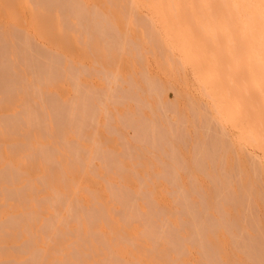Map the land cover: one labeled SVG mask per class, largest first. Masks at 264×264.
<instances>
[{
    "label": "rangeland",
    "instance_id": "374dc122",
    "mask_svg": "<svg viewBox=\"0 0 264 264\" xmlns=\"http://www.w3.org/2000/svg\"><path fill=\"white\" fill-rule=\"evenodd\" d=\"M7 1L0 0V71L6 70V75L7 70L10 71V77H6L5 72L1 75L12 79L8 83H15L14 86L10 84L11 90L19 84L17 76L23 80L19 81L21 83L16 88L19 91L17 94L6 86L8 83L5 78H0V86L3 88L0 87V112H3V118L0 113V119L4 120V126L1 127L0 124V171L6 173L4 177L7 180H12L6 183V179L0 175V219L5 222L1 229H6L0 230V264H28L33 259L31 255L34 252L36 256L40 253L41 257L42 251L41 258L32 256L35 259V263L33 260L32 263L40 264L36 261L43 259L41 264H59L60 261L61 264H69V261L70 264H264L263 148L237 138L234 127L218 117L215 104L211 101L213 99L209 98L208 92V95L205 94L206 88L202 84L203 89L195 77L188 59L182 57L178 48L166 45L161 28L159 29L160 23L156 22L152 12L150 14L151 10L133 5L125 7L128 0H119L118 6L124 2L120 10H117V4L116 8L114 6L117 0H112L114 5L111 0H82L86 2L85 8L80 7L84 5L81 1L77 4L78 0H71L74 4L70 0H58L61 4L66 3L63 11H68V14L70 11L80 12L75 13L76 15L62 13L70 16L68 19L60 16V9L57 8H62L63 4L61 6L57 2L59 7L55 6V0V3L50 2L55 4V10L54 6L48 4L50 10L53 8L55 13L58 10L56 15L51 11L53 17H56V20H51L55 22V28L49 21L52 16L48 19L49 14L44 17L45 13H42V20L47 17L44 21L50 23L52 28H48V23L43 21V24H36H46L47 27L45 25L43 28L48 30L41 27L37 31L39 27L33 23L34 16L30 15L39 13L32 9L37 5L39 8L41 3L33 7L31 2L27 4L28 0L25 1L27 6L24 1L18 0L15 3L19 5H13L16 7L15 11L10 0ZM36 2L35 0L34 3ZM6 4H10L12 10ZM103 5L105 6L102 7ZM48 6L44 9L50 13ZM68 6H77L81 11L76 7L74 12ZM13 11L18 12L20 17L17 14L14 16ZM82 11L84 12L81 13ZM86 13H90V16ZM57 14L59 18L64 17V26L60 25L63 21ZM40 15L35 17L41 18ZM89 19L90 22L92 19L93 21L87 24ZM30 20H33L32 28ZM83 24L85 28L89 25L88 30ZM91 24L95 28L89 30L92 28ZM155 26L157 30L154 29ZM149 28L156 31L151 32ZM9 31L15 37L19 33L16 31H20L22 37H17L19 41L26 34L24 36L30 41V46L24 42L26 38L23 42L28 49L22 47L23 42L20 43L17 38L14 41V34L10 35ZM61 31L65 33L61 34ZM157 31H160L159 34H156ZM67 34L69 35L65 36ZM155 35H159L161 39ZM29 38L31 39L28 40ZM17 41L20 44L18 46ZM118 44H123L119 45V48H123L120 51L116 48ZM12 47L21 48L16 49L20 54L16 56L17 52ZM111 51L119 55L115 53L114 58ZM104 53L107 57L102 55ZM34 54L39 56L38 59L33 58H37ZM223 57L227 59L226 56ZM225 65L221 69L231 75L234 64H230V73L227 71L228 64L227 67ZM10 66L14 70L11 71ZM164 70L171 72L165 73ZM236 70L240 77L241 71ZM45 74H48L47 81ZM49 77L54 79L50 80ZM229 77L231 76L227 79ZM233 77L236 78L234 74ZM231 78L228 79L229 82ZM226 80L222 82H227ZM23 82H26L24 88L21 85ZM232 84L231 81L229 87ZM239 84L237 85L241 87L242 84ZM233 90L232 94L229 93L231 96L227 97L229 104L239 101L237 92ZM14 93L15 100L12 97ZM9 97L13 98L12 101ZM24 113L28 116L32 113V119ZM5 115L11 118L8 129ZM13 117H16L14 120L17 122L13 121ZM27 120L32 124L27 125ZM11 128L14 129L13 132L10 131ZM59 133L61 134L58 135ZM57 135L60 136L59 139ZM19 142L21 143L18 144ZM45 154L46 157L49 156L48 159L44 158ZM13 176H16L15 181L18 177L17 182L13 181ZM57 219L60 221L54 228L53 225L48 226L55 224ZM6 223H9L8 227ZM90 243L94 248H91ZM66 257L68 262H64Z\"/></svg>",
    "mask_w": 264,
    "mask_h": 264
},
{
    "label": "bare ground",
    "instance_id": "6f19581e",
    "mask_svg": "<svg viewBox=\"0 0 264 264\" xmlns=\"http://www.w3.org/2000/svg\"><path fill=\"white\" fill-rule=\"evenodd\" d=\"M4 1V0H3ZM7 1V0H6ZM18 0H10L9 1V3L12 5V7H13V5H15L16 3L15 2H17ZM22 1H24V4H25V1L26 0H22ZM33 0H28V2H27V4H29L30 2H31V4H32V6L34 5V6H36L37 4H39V3H41V4H39V8H37V6L36 7H34L32 10H33V12H39V13H36L35 15L33 14V15H30L31 17H33L32 19L34 20H30L31 22H30V24L32 23V21H33V23H35V25L37 26V27H39V29H37V31L38 30H40V28L42 27V29H44V30H48V29H46V28H43L48 22H45L44 20L47 18H44L45 16H47V14H49L48 15V19H50L51 18V16H52V18L49 20V21H51V20H56V17H53V15L55 14L56 15V13H57V11H56V13H55V6H58V4L59 5H61L62 6V4H63V9L62 8H60L59 6V8H57V9H60L59 11H60V16L61 15H63L64 14V12H68V11H63V10H65L66 8H64V4H66V3H59V1L57 0L56 1V4H57V2H58V4L57 5H53V3H55V0H48V2H44L43 3V1L44 0H41L42 2H40V0H36L37 2H36V4L34 3L35 2V0H34V2H32ZM54 1V2H53ZM63 1V0H62ZM61 1V2H62ZM68 2H69V0H67ZM73 1V0H72ZM71 0H70V2H72ZM80 1H81V4H84L83 6L81 5L80 7L81 8H85V3L86 2H82V0H78L77 1V4H78V2L80 3ZM86 1H88V0H86ZM112 1V0H111ZM120 1H123V0H120ZM120 1L119 0H117V2H119V3H117L115 0H114V2H116L115 3V5H114V2L112 3L114 6H115V8L118 6V4H120ZM126 0H124V2H125ZM129 2H130V4H129V2H125V4L126 3H128V4H126V6L125 7H130V6H128V5H133V6H135L136 8L138 7H142V8H148L149 10H151V11H149L150 12V14H151V12H152V15H153V17L157 20H155L158 24H159V29L161 28V32H162V34L160 33V36L162 35L163 36V38L166 40V42H165V40H164V42L165 43H167L166 45L168 46V45H170L171 46V48L173 47L174 49L175 48H178L177 50L179 51V52H181V55H182V57H186L188 60H187V62H189V64H191L192 65V68H193V71H194V74H195V77H197V80H199V82L201 83V86H202V84L204 85V88H206V92H205V94H207V92H208V94H209V98H211V99H213V100H211L212 101V104H215V108H216V110H215V112H216V114H217V112H218V114L220 115H218V117H220L224 122L225 121H227L228 123H230L231 124V126H233L234 127V129H235V134H237L236 136H237V138H239L240 140H245V141H248V142H250V143H252V144H256L258 147H259V145H261V148H263V151H264V0H128ZM50 2H53V3H50ZM66 2V1H65ZM68 2H67V4H68ZM76 2V1H75ZM104 2H105V0H104ZM124 2L122 3V4H124ZM6 3H8V1L6 2ZM15 3V4H14ZM45 4V5H43V4ZM107 3V2H106ZM105 3V4H106ZM10 4H6V7L7 6H9ZM48 4H49V6H54L53 8H54V10H53V8L50 10L49 8V6H48ZM71 4V3H70ZM72 4H74V2H72ZM104 4V3H103ZM116 4H117V6H116ZM122 4L120 5V6H118L117 7V10H120L119 8L122 6ZM10 5V6H11ZM18 5H19V3H18ZM17 4L15 5V6H18ZM26 5V4H25ZM42 5V6H41ZM93 5H95L94 3H93ZM9 6V8H10V10H12L11 9V7ZM27 6V5H26ZM25 6V7H26ZM46 6H48V9L50 10V13H47L46 12V10L44 9V7H46ZM67 6V5H66ZM69 6H72V5H69ZM68 6V7H69ZM97 6V5H96ZM105 5H103L102 7H104ZM123 6V7H124ZM42 7H43V9H44V12H41L43 9H42ZM77 7V6H76ZM76 7H74L73 6V8L72 7H69V8H72L73 9V11L75 12L76 11V9L74 10V8H76ZM89 7V6H88ZM113 7V6H112ZM111 7V8H112ZM124 7V8H125ZM14 8V7H13ZM19 8V7H18ZM42 9L41 11L39 10V9ZM78 8V7H77ZM81 8H78L77 10H79L80 9V11H81ZM87 8V7H86ZM99 8V7H98ZM97 8V9H98ZM114 8V7H113ZM112 8V9H113ZM123 8V9H124ZM132 8H134V7H132ZM181 8H182V10H181ZM183 8H186L185 10L183 9ZM16 9V7L14 8V10ZM20 9V8H19ZM18 9V10H19ZM61 9H62V11H61ZM72 9H69V11L70 10H72ZM94 9H95V7H94ZM122 9V8H121ZM35 10V11H34ZM37 10V11H36ZM54 12H53V11ZM87 10V9H86ZM86 10H84V11H86ZM113 10H115V9H113ZM15 11H17V10H15ZM15 11H13L14 12V16H15V14H17L18 12H15ZM51 11L54 13H51ZM84 11H82L81 13H83ZM122 11V10H121ZM183 11V12H182ZM11 12V11H10ZM72 11H70V13L68 14V15H72V14H74V15H76V14H80V12L79 11H77V12H75V13H71ZM97 12V11H96ZM103 12V11H102ZM110 12V11H109ZM125 12V11H124ZM133 12V11H132ZM131 12V13H132ZM42 13H45L44 14V17H43V20H42ZM63 13V14H62ZM119 13H121L120 11H119ZM130 13V12H129ZM130 13V14H131ZM13 14V13H12ZM19 14H20V12H19ZM32 14V13H31ZM40 15V17L41 18H38V17H35V16H39ZM59 14H57L58 15V18L60 17L59 16ZM67 14H65V15H63V16H65V18H70V16L69 17H67L68 15ZM87 15H88V17L90 16L88 13H86ZM92 14V13H91ZM95 14V13H94ZM98 14V13H97ZM96 14V15H97ZM104 14V13H103ZM102 14V15H103ZM110 14H112V12L110 13ZM125 14V13H124ZM127 14V13H126ZM125 14V15H126ZM137 14V13H136ZM82 16H83V14H81ZM86 15V16H87ZM141 15V14H140ZM13 16V15H12ZM17 17L19 16L18 14L16 15ZM62 16V17H63ZM120 16V15H119ZM127 16V15H126ZM135 16V15H134ZM16 17V18H17ZM20 17V16H19ZM31 17H30V19H31ZM59 18L60 20L62 19V21H63V18ZM76 17V16H75ZM78 17V16H77ZM81 17V16H80ZM88 17H86V18H88ZM99 17V16H98ZM106 17V16H105ZM128 17H130V16H128ZM140 17V16H139ZM38 18V19H37ZM90 18H93V17H90ZM94 18H95V16H94ZM127 18V17H126ZM137 18V17H136ZM153 18V19H154ZM14 19V18H13ZM35 19H37V20H35ZM39 19H40V21H39ZM84 19V18H83ZM82 19V20H83ZM42 20V21H41ZM59 20V24H60V21ZM65 20V22L67 23V21H66V19H64ZM78 20V19H77ZM77 20H75L74 22H76ZM90 20L91 19H89V20H87V24H89V23H91L92 21H93V19H92V21L90 22ZM132 20V19H131ZM130 20V21H131ZM134 20H135V18H134ZM138 20H139V18H138ZM36 21V22H35ZM37 21H39V22H37ZM43 21L46 23V24H44L43 26H38V25H40V23H42L43 24ZM71 22H73L72 20H70ZM71 22H69V23H71ZM110 22V21H109ZM137 22V21H136ZM136 22H135V24H136ZM12 23V22H11ZM32 23V25H30L31 27L30 28H32V27H34L33 24ZM38 25H37V24ZM52 25L51 26H53L54 25V23L55 22H53V21H51L50 22ZM50 23H48V28H52V27H50ZM77 24H80V23H78V22H76ZM132 23V22H131ZM134 23V22H133ZM68 24V23H67ZM74 24V23H73ZM85 24V23H84ZM84 24H83V26H84ZM112 24L114 25V22H112ZM128 24V23H127ZM127 24H125V26L127 25ZM134 24V25H135ZM156 24V23H155ZM61 26L63 25H65L64 24V21L63 22H61V24H60ZM92 25V24H91ZM91 25H90V27H91ZM9 26V25H8ZM15 27H16V24L14 25ZM68 26H69V24H68ZM71 26V25H70ZM98 26V25H97ZM13 27V26H12ZM36 27V28H37ZM46 27H47V25H46ZM60 27V26H59ZM72 27V26H71ZM74 27V26H73ZM81 27V26H80ZM99 27V26H98ZM116 27V26H115ZM114 27V28H115ZM4 28V27H3ZM35 28V29H36ZM53 28H55V26H53ZM61 28H63V27H61ZM76 28L78 29L79 27H77L76 26ZM75 28V29H76ZM84 28H85V26H84ZM87 28H89V25L85 28V29H87ZM93 28H95V26H94V24L92 25V28H90L89 30H91V29H93ZM104 28V27H103ZM126 28V27H125ZM145 28V27H144ZM147 28V27H146ZM1 29V28H0ZM34 29V30H35ZM42 29H41V31L40 32H42ZM67 29V28H66ZM68 29H69V27H68ZM85 29H84V31H85ZM101 29V28H100ZM118 29V28H117ZM150 29V28H149ZM154 29H156V26H155V28ZM158 29V30H159ZM7 30V29H6ZM5 30V31H6ZM17 30V29H16ZM52 30V29H51ZM51 30H50V32L49 33H51ZM60 30H62V29H60ZM65 30V29H64ZM88 30V29H87ZM99 30V29H98ZM97 30V31H98ZM111 30V29H110ZM116 30V29H115ZM139 30V29H138ZM151 30V29H150ZM153 30V29H152ZM152 30H151V32H152ZM157 30V29H156ZM156 30H153V31H156ZM23 31V30H22ZM66 31V30H65ZM70 30H68V32H69ZM74 32L76 31V30H73ZM96 31V30H95ZM94 31V32H95ZM96 31V32H97ZM100 32L101 31H103V29L102 30H99ZM137 31V30H136ZM140 31V30H139ZM142 31H144V30H142ZM13 32H14V30H13ZM17 32H19V33H17ZM24 32V31H23ZM36 32V31H35ZM44 32H46V31H44ZM73 32V33H74ZM76 32H78V31H76ZM75 32V33H76ZM96 32L94 33V34H96ZM108 32V31H107ZM118 33H120L119 32V30L117 31ZM128 32V31H127ZM151 32H150V34H151ZM160 32V31H159ZM159 32L157 31V33L156 34H159ZM1 33V32H0ZM9 33H10V35H11V33L12 32H10L9 31ZM16 33L19 35H17V37H19V39H21L20 37H22V36H20V31H16ZM37 33H39V32H37ZM64 34L65 32H62L61 31V34ZM74 33V34H75ZM85 33V32H84ZM89 33V32H88ZM103 33V32H102ZM122 33H123V31H122ZM139 33H141V32H139ZM12 34H14V33H12ZM79 34V33H78ZM87 34V33H86ZM99 34V33H98ZM107 34V33H106ZM111 34V33H110ZM109 34V35H110ZM116 34V33H115ZM128 34H129V32H128ZM136 34V33H135ZM153 34V33H152ZM2 35V34H1ZM24 35H26V34H24ZM23 35V38H22V41L20 40L19 41V39L17 38V37H15L16 35L14 34L12 37H13V40L14 41H16L17 39H18V41L21 43V42H23L24 40V42H27V45H29L30 44V41L28 42L27 41V37L26 36H24ZM37 35V34H36ZM39 35V34H38ZM69 34H67V35H65V36H68ZM76 35V34H75ZM83 35V34H82ZM81 35V36H82ZM90 35V34H89ZM88 35V36H89ZM145 35V34H144ZM39 36H41V35H39ZM64 36V35H63ZM101 36H102V34H101ZM107 36H108V34H107ZM150 36V35H149ZM156 36V35H155ZM158 37H160L159 35H157ZM156 36V37H157ZM9 37V36H8ZM38 37V36H37ZM42 37V36H41ZM98 37V36H97ZM100 37V36H99ZM109 37V36H108ZM116 37H118L117 35H116ZM115 37V38H116ZM124 37H125V35H124ZM123 37V38H124ZM128 37V36H127ZM130 37V36H129ZM137 38H138V36H136ZM146 37V36H145ZM17 38V39H16ZM24 38H26V39H24ZM32 38V37H31ZM31 38H29L28 40H30ZM67 38V37H66ZM89 38H91V37H89ZM113 38V37H112ZM136 38V39H137ZM151 38V37H150ZM163 38H162V40H163ZM24 39V40H23ZM77 39V38H76ZM93 39V38H92ZM97 40H100L99 38H96ZM96 39L94 40V41H96ZM102 39V38H101ZM106 39V38H105ZM117 39V38H116ZM119 39V38H118ZM122 39V38H121ZM127 39V38H126ZM130 39V38H129ZM155 39V38H154ZM158 39V38H157ZM159 39H161V37L159 38ZM158 39V40H159ZM220 39H221V41H220ZM67 40V39H66ZM80 40V39H79ZM89 40V39H88ZM112 40H114V39H112ZM141 40H143V39H141ZM224 42H223V41ZM18 41L16 42V46H18V45H20L19 43H18ZM49 41V40H48ZM55 41V40H54ZM85 41V40H84ZM92 41V40H91ZM106 41H107V39H106ZM109 41V40H108ZM120 41V40H119ZM219 41V42H218ZM4 42V41H3ZM2 42V43H3ZM21 43V45H22V47L24 46V48L25 49H28V48H26L27 47V45H26V43ZM35 42V41H34ZM66 42H68V40L66 41ZM88 42V41H87ZM115 43H117L116 41H114ZM121 42L123 43V41L121 40ZM162 42V41H161ZM163 42V44H165ZM15 43V42H14ZM29 43V44H28ZM31 43H33V41L31 42ZM37 43V42H36ZM81 43V42H80ZM96 43L98 44V41H96ZM118 43H120V42H118ZM209 43H211V44H209ZM222 43V44H221ZM5 44H6V42H5ZM57 44V43H56ZM83 44V43H82ZM88 44V43H87ZM90 44V43H89ZM92 45H94L93 43H91ZM107 44H108V42H107ZM114 44V43H113ZM162 44V43H161ZM10 45V44H9ZM39 45H41V44H39ZM86 45V44H85ZM119 45L120 46H122L123 44H118V47H116L117 48V50H118V48H119ZM126 45V44H125ZM166 45H162V46H165V47H167ZM15 46V44H14V47H16ZM26 46V47H25ZM30 46V45H29ZM81 46H83V45H81ZM94 46H97V45H94ZM170 46H168L169 48H170ZM221 46V47H220ZM19 47H21V46H19ZM18 47V48H19ZM90 47H92L93 49L95 48V47H93V46H90ZM105 47V46H104ZM104 47H103V49H104ZM107 47V46H106ZM7 48V47H6ZM5 48V49H6ZM18 48H13L12 47V50L14 49V51L17 49L18 50ZM31 48V47H30ZM36 48V47H35ZM58 48V47H57ZM108 48V47H107ZM110 48V47H109ZM112 48V47H111ZM110 48V49H111ZM115 48V49H116ZM120 48H122V47H120ZM120 48H119V51H120ZM209 48V49H208ZM9 49V48H8ZM19 49H21V48H19ZM37 49V48H36ZM41 49V48H40ZM123 49V48H122ZM165 49V48H164ZM167 50H168V48H166ZM10 50V49H9ZM8 50V51H9ZM11 50V51H12ZM15 51V52H17V54L15 53V55L17 56L18 55V51ZM23 51H24V49H22ZM46 50V49H45ZM44 50V51H45ZM87 50V49H86ZM90 50V49H89ZM167 50H165V51H167ZM2 51V50H1ZM10 51V52H11ZM13 51V52H14ZM20 51V50H19ZM49 51V50H48ZM110 50H108V52H109ZM113 52H114V49L112 50ZM111 51V52H112ZM32 52H34L35 53V51H32ZM38 52V51H37ZM60 52V51H59ZM91 52V51H90ZM104 52V51H103ZM106 52H107V49H106ZM105 52V53H106ZM112 52V54H114V58H116L115 57V55L117 54V52H115V53H113ZM4 53V52H3ZM7 53V52H6ZM71 53V52H70ZM105 53L104 54H102V55H105ZM167 53V56L169 55L168 54V52H166ZM165 53V54H166ZM183 53V54H182ZM20 54V53H19ZM22 54V53H21ZM30 54V53H29ZM28 54V55H29ZM58 54H60V53H58ZM72 54V53H71ZM111 53H109V55H110ZM223 54V55H222ZM226 54V55H225ZM13 55V54H12ZM23 55V54H22ZM32 55V54H31ZM35 55V54H34ZM57 55V54H56ZM61 55V54H60ZM117 55H119V54H117ZM5 56V55H4ZM7 56V55H6ZM30 56V55H29ZM35 56H37V55H35ZM73 56V55H72ZM106 56V55H105ZM166 56V55H165ZM221 56H222V59L223 60H221ZM223 56H226L227 57V59L225 58V57H223ZM1 57H3V56H1ZM25 57H27V54H26V56ZM32 57V56H31ZM38 57L39 56H37V58L36 57H33L34 59H38ZM42 57V56H41ZM45 57V56H44ZM43 57V58H44ZM49 57V56H48ZM51 57H52V55H51ZM51 57H50V59H51ZM107 57V56H106ZM106 57L104 58V59H106ZM108 57H110V56H108ZM9 58H12V57H9ZM29 58V57H28ZM32 58V59H33ZM56 58H58V57H56ZM62 58V57H61ZM112 58V57H111ZM186 58H184L185 60H186ZM228 58H230V59H228ZM1 59V58H0ZM6 59V58H5ZM18 59V58H17ZM22 59V58H21ZM30 59V58H29ZM40 59V58H39ZM42 59V58H41ZM69 59V58H68ZM110 59V58H109ZM119 59V58H118ZM183 59V58H182ZM183 59V60H184ZM10 60V59H9ZM52 60V59H51ZM63 60V59H62ZM226 60V61H225ZM24 61V60H23ZM46 61H48V59L46 60ZM55 61V60H54ZM64 61V60H63ZM72 61V60H71ZM115 61V60H114ZM134 61V60H133ZM222 61V62H221ZM228 61H231L230 63L228 62ZM233 61V62H232ZM5 62V61H4ZM184 62V61H183ZM186 62V61H185ZM228 64V68L229 67H231L232 68V66L230 65L231 63H232V65H233V71L231 70V68H229V70L227 69V71L229 72L230 70L232 71L231 73V75H228V74H226V71L225 70H222L221 69V67H222V65L224 66L226 63ZM6 63H8V62H6ZM10 63V62H9ZM20 63V62H19ZM24 63V62H23ZM26 63V62H25ZM29 63H31V62H29ZM34 63H36V61L34 62ZM42 63V62H41ZM58 63H59V61H58ZM118 63V62H117ZM129 63H131V61L129 62ZM165 63V62H164ZM2 64V63H1ZM5 64V63H4ZM45 64V63H44ZM71 64V63H70ZM79 64V63H78ZM113 64V63H112ZM168 64V63H167ZM226 64V65H227ZM6 65V64H5ZM13 65V64H12ZM27 65H29V64H27ZM27 65H25V66H27ZM50 65H51V62H50ZM60 65V64H59ZM74 65V64H73ZM85 65V64H84ZM169 65V64H168ZM225 65V67H227ZM1 66V65H0ZM41 66V65H40ZM61 66V65H60ZM62 66H63V64H62ZM72 66V65H71ZM79 66V65H78ZM130 66V65H129ZM235 66H237V67H235ZM3 67V66H2ZM7 67V66H6ZM12 66H10V70L12 71V70H14L13 69V67L11 68ZM17 67V66H16ZM50 67V66H49ZM49 67H48V69H49ZM53 67V66H52ZM74 67H76V66H74ZM133 67V66H132ZM165 67V66H164ZM28 68V67H27ZM42 68V67H41ZM66 68V67H65ZM84 68V67H83ZM120 68V67H119ZM168 68V67H167ZM34 69V68H33ZM38 69H39V67H38ZM59 69V68H58ZM85 69V68H84ZM121 69V68H120ZM128 69V68H127ZM221 69V70H220ZM236 69H239L240 71H241V75H240V77L238 76V71L236 70ZM4 70V69H3ZM20 70V69H19ZM43 70V69H42ZM46 70V69H45ZM75 70V69H74ZM119 70V69H118ZM165 70H166V68H165ZM165 70H164V72H165ZM6 70H4V72H5ZM16 71V70H15ZM51 71V70H50ZM59 71V70H58ZM68 71H69V69H68ZM129 71V70H128ZM168 72H165V73H170L169 72V70H167ZM224 71H225V73H224ZM4 72H1L0 71V75H1V73H4ZM10 72V71H9ZM9 72H8V70H7V75L10 77V75H9ZM26 72H27V69H26ZM36 72V71H35ZM44 72V71H43ZM46 72H47V70H46ZM49 72V71H48ZM72 72H74V71H72ZM236 72H237V75H236ZM15 73V72H14ZM34 73V72H33ZM40 73H42V72H40ZM40 73H37V74H40ZM49 73H51V72H49ZM48 73V74H49ZM230 73V72H229ZM13 74V73H12ZM36 74V75H37ZM43 74V73H42ZM48 74L46 75L45 74V78H46V76H48ZM64 74V73H63ZM67 74H69V73H67ZM77 74V73H76ZM76 74H73V75H76ZM80 74V73H79ZM84 74H85V72H84ZM119 74V73H118ZM223 74V77L221 76V75ZM224 74H226V75H224ZM233 74H234V76H236V78L237 77H239V79L238 80H236V78H234L233 77ZM5 75H6V72H5ZM7 75H6V77H7ZM19 75V74H18ZM72 75V76H73ZM86 75V74H85ZM87 75H88V73H87ZM2 76V75H1ZM14 76V75H13ZM17 76V75H16ZM15 76V77H16ZM38 76V75H37ZM49 76H51V75H49ZM55 76V75H54ZM60 76V75H59ZM64 76V75H63ZM69 76V75H68ZM82 76V75H81ZM224 76H226V78H224ZM228 76H231V77H229V78H231V80H230V82L228 81V79H227V77ZM6 77H4V76H2V77H0V78H2V79H6V83H8V82H10L12 79H8V78H6ZM57 77V76H56ZM73 77H75V76H73ZM77 77V76H76ZM220 77H221V79H220ZM13 78V77H12ZM17 78H19L20 80L22 79L21 77H19V76H17ZM39 78V77H38ZM41 78V77H40ZM50 78V77H49ZM48 78V79H49ZM53 79H54V77H52ZM52 78H50V80H52ZM243 78V79H242ZM18 79V80H19ZM27 79V78H26ZM26 79H25V81H26ZM62 79V78H61ZM60 79V80H61ZM227 79V80H226ZM233 79H234V82H233ZM242 79V80H241ZM1 80V79H0ZM7 80H9V81H7ZM15 80V79H14ZM17 80V79H16ZM19 80V81H20ZM23 80V79H22ZM21 80V81H22ZM33 80V79H32ZM30 81V82H33V81ZM222 80L223 81H227V82H222ZM238 81L239 83H241L242 85H241V87L240 86H238V85H240L239 83H237L236 81ZM3 81V80H2ZM18 81V83L20 84L21 82H19ZM37 82H38V80H36ZM45 81H47V78H46V80ZM55 81V80H54ZM57 81V80H56ZM62 81V80H61ZM76 81V80H75ZM231 81H232V85H231V87H229L230 85H229V83L231 84ZM4 82V81H3ZM16 82V84H18L17 83V81H15ZM43 82H44V80H43ZM52 82V81H51ZM222 82V83H221ZM229 82V83H228ZM236 82V83H235ZM6 83H4V84H6ZM12 83V82H11ZM11 83H8V85L6 84V86L9 88L10 87V90H11V85H15V83L13 82L12 84ZM26 82H23V84H21L22 86L25 84ZM48 83H49V81H48ZM224 83V84H223ZM227 83V85H225ZM11 84V85H10ZM16 85L15 87L16 88H18L20 85ZM234 84H236V85H234ZM238 84V85H237ZM0 85H2L1 83H0ZM32 85V84H31ZM39 85V84H38ZM44 85H45V83H44ZM49 85V84H48ZM53 85V84H52ZM234 85V87H232ZM5 85H3V87H4ZM18 86V87H17ZM22 86H21V88H22ZM1 87V86H0ZM6 87V88H7ZM32 87V86H31ZM30 87V88H31ZM37 87V86H36ZM35 87V88H36ZM55 87H56V85H55ZM236 87V88H235ZM6 88H4V89H6ZM16 88H12V90L11 91H16ZM20 88V89H21ZM23 88H24V86H23ZM38 88V87H37ZM36 88V89H37ZM43 88V87H42ZM202 88H203V86H202ZM203 88V89H204ZM231 88V89H230ZM1 89H3L2 87H1ZM27 89H29V88H27ZM233 89H235V91L237 92V98H238V103L237 102H234V104H232L231 102H230V104L228 103V96L230 97L231 95L230 94H232L233 92H234V90ZM239 89V91H237V90ZM241 89V90H240ZM24 90V89H23ZM231 91H233V92H231ZM3 92H4V90H3ZM8 92H10L9 91V89H8ZM17 92V91H16ZM19 92V91H18ZM18 92H17V94H18ZM21 92V91H20ZM35 92V91H34ZM38 92V91H37ZM41 92V91H40ZM254 92V93H253ZM7 93V92H6ZM11 93V92H10ZM13 93V92H12ZM230 93V94H229ZM15 94V93H14ZM207 94V95H208ZM239 94V95H238ZM13 95V94H12ZM38 95V94H37ZM14 96H16V94L15 95H13L12 97L14 98ZM30 96V95H29ZM55 96H57V95H55ZM211 96V97H210ZM11 97V96H10ZM9 97V99L12 101V99L13 98H10ZM25 97V96H24ZM35 97V96H34ZM39 97V96H38ZM237 98H236V100H237ZM8 99V100H9ZM57 99V98H56ZM1 100V99H0ZM9 100V101H10ZM14 100H15V98H14ZM42 100V99H41ZM8 101V102H9ZM56 101V100H55ZM60 101V100H59ZM67 101V100H66ZM3 102H5L4 100H3ZM14 102V101H13ZM54 102V101H53ZM214 102V103H213ZM10 103V102H9ZM21 103V102H20ZM28 103V102H27ZM50 103V102H49ZM85 103V102H84ZM83 103V104H84ZM228 103V104H227ZM11 104V103H10ZM23 104V103H22ZM30 104V103H29ZM234 105L233 107H231L232 105ZM17 105V104H16ZM24 105V104H23ZM53 105H54V103H53ZM59 105V104H58ZM231 105V106H230ZM20 106V105H19ZM62 106V105H61ZM60 106V107H61ZM73 106V105H72ZM83 106V105H82ZM229 106V107H228ZM49 107V106H48ZM69 107V106H68ZM213 107H214V105H213ZM231 107V108H230ZM31 108V107H30ZM56 108V107H55ZM62 108V107H61ZM65 108H67V107H65ZM70 108V107H69ZM85 108V107H84ZM22 109V108H21ZM32 109V108H31ZM58 109V108H57ZM81 109H83V108H81ZM25 110V109H24ZM50 110V109H49ZM69 110V109H68ZM74 110V109H73ZM80 110V109H79ZM84 110V109H83ZM87 110V109H86ZM58 111V110H57ZM85 111V110H84ZM5 112V111H4ZM31 112H33V111H31ZM1 113V112H0ZM8 113V112H7ZM6 113V114H7ZM26 113V112H25ZM24 113V114H25ZM50 113H51V111H50ZM66 113V112H65ZM74 113V112H73ZM77 113V112H76ZM81 113V112H80ZM87 113V112H86ZM17 114V113H16ZM66 114H68V113H66ZM72 114V113H71ZM84 114V113H83ZM1 115H2V118H3V112L1 113ZM25 115H27V114H25ZM31 115H32V113H31ZM31 115L29 114V118L31 117ZM72 115H74V114H72ZM78 115V114H77ZM6 116V115H5ZM16 116V115H15ZM65 117V116H64ZM67 117H68V115H67ZM82 117V116H81ZM16 117H13V121H15L16 119H15ZM20 118V117H19ZM27 118V117H26ZM28 118V119H29ZM85 118H86V116H85ZM219 118V119H220ZM4 119L5 120H7V122H6V127H7V125H10L9 124V122H11V118H8L7 116L6 117H4ZM15 119V120H14ZM31 119H32V117H31ZM30 119V120H31ZM37 119H39V118H37ZM68 119H69V117H68ZM79 119H80V115H79ZM220 119V120H221ZM30 120H27L28 121V123H27V125L28 124H32V123H30L29 121ZM34 120V119H33ZM70 120H71V118H70ZM84 120V119H83ZM221 120V121H222ZM2 121H4V120H2V119H0V124H1V127L2 126H4V125H2V124H4V122H2ZM36 121V120H35ZM38 121V120H37ZM36 121V122H37ZM15 122H17V121H15ZM31 122H34V121H31ZM73 122V121H72ZM71 122V123H72ZM78 122H79V120H78ZM86 122V121H85ZM8 123V124H7ZM14 123V122H13ZM13 123H11V124H13ZM67 123V122H66ZM80 124H82L81 122H79ZM84 123V122H83ZM19 124V123H18ZM49 124V123H48ZM14 125V127H15V123L13 124ZM20 125V124H19ZM84 125V124H83ZM16 126H17V124H16ZM25 126V125H24ZM33 126V125H32ZM59 126H60V124H59ZM58 126V127H59ZM64 126V125H63ZM5 127V128H6ZM22 127V126H21ZM21 127L19 128V129H21ZM39 127V126H38ZM81 127V126H80ZM4 127H3V129H5ZM9 128V126L7 127V129ZM13 128V127H12ZM12 128L10 129V131L12 130ZM16 128V127H15ZM18 128V127H17ZM29 128V127H28ZM65 128H67V127H65ZM6 129V130H7ZM14 130V129H13ZM13 130H12V132H13ZM29 130V129H28ZM60 130V129H59ZM71 130V129H70ZM9 131V130H8ZM7 131V132H8ZM26 131V130H25ZM57 131V130H56ZM61 131V130H60ZM62 131H63V129H62ZM15 132H16V129H15ZM14 132V133H15ZM19 131L17 130V133H18ZM59 132V131H58ZM16 133V134H17ZM24 133V132H23ZM10 134H12V133H10ZM25 134H28V133H25ZM61 133H59L58 135H60ZM18 135V134H17ZM55 135V134H54ZM57 135V139H59V137L60 136H58ZM262 137V138H261ZM56 138V137H55ZM63 138V137H62ZM261 138V139H260ZM61 140H63V139H61ZM263 140V141H262ZM18 142V141H17ZM53 142V141H52ZM68 142V141H67ZM16 143V142H15ZM21 142H19L18 144H20ZM55 143V142H54ZM47 144V143H46ZM52 144V143H51ZM8 146V145H7ZM21 146L23 147V145L21 144ZM25 146V145H24ZM27 147V146H26ZM56 148V147H55ZM16 149V148H15ZM17 149H19L20 150V147L18 148L17 147ZM22 149V148H21ZM66 149H68V148H66ZM10 150H12V149H10ZM25 150V149H24ZM24 150H22V153H23V151ZM40 150V149H39ZM38 150V152H40ZM50 150V149H49ZM122 149H120V151H121ZM74 151V150H73ZM46 152V151H45ZM45 152H43V153H45ZM11 153V152H10ZM52 153V152H51ZM2 154V153H1ZM4 155V154H3ZM46 155L47 154H45V156H44V158L46 157ZM67 155H69V154H66V156ZM83 155H85V154H83ZM71 156V155H70ZM1 157V156H0ZM49 157V156H48ZM48 157H46L45 159H48ZM77 157V156H76ZM84 157H86V156H84ZM23 158V157H22ZM42 158V157H41ZM52 158H54V157H52ZM82 158V157H81ZM30 159V158H29ZM68 159V158H67ZM25 160H27V159H25ZM52 160V159H51ZM79 160V159H78ZM48 161V160H47ZM69 161H70V158H69ZM46 162V161H45ZM71 162V161H70ZM8 163V162H7ZM19 163V162H18ZM55 164V163H54ZM70 164V163H69ZM84 164V163H83ZM13 165V164H12ZM79 165V164H78ZM121 165H123V164H121ZM74 166H76V164H74ZM80 166V165H79ZM82 166V165H81ZM8 167V166H7ZM18 167H19V165H18ZM59 167V166H58ZM78 167V166H77ZM16 168V167H15ZM45 168V167H44ZM124 168V167H123ZM20 169V168H19ZM56 169V168H55ZM122 169V168H121ZM0 170H1V168H0ZM6 170V169H5ZM5 170H3V172H5ZM78 170H80V168L78 169ZM68 171V170H67ZM25 172V171H24ZM4 174H6V173H1V171H0V175H2L3 177L5 176ZM14 175V174H13ZM39 176V175H38ZM3 177H2V179H3ZM14 177H16V176H13V181H15L16 180V178H14ZM11 178V177H10ZM48 178H49V176H48ZM4 179H6V183H7V181H9V182H11L10 180H7V177L5 178L4 177ZM3 179V180H4ZM9 179V178H8ZM25 179V178H24ZM42 179V178H41ZM17 181H18V177H17ZM17 181H15V182H17ZM67 181V180H66ZM50 182V181H49ZM70 182V181H69ZM73 182V181H72ZM77 182H78V180H77ZM76 183V182H75ZM2 184V183H1ZM10 184V183H9ZM29 184V183H28ZM27 184V185H28ZM68 184V183H67ZM13 185V184H12ZM16 185V184H15ZM76 185V184H75ZM23 186V185H22ZM31 186V185H30ZM12 188H13V186H11ZM75 187V186H74ZM10 188V187H9ZM34 188V187H33ZM51 189H53L52 187H51ZM67 189V188H66ZM89 189V188H88ZM9 190V189H8ZM14 190V189H13ZM25 190V189H24ZM57 190V189H56ZM79 190V189H78ZM12 191V190H11ZM68 191V190H67ZM77 191V190H76ZM24 192H26V191H24ZM23 192V193H24ZM32 192V191H31ZM36 192V191H35ZM52 192V191H51ZM112 192V191H111ZM16 193V192H15ZM158 193V192H157ZM27 194V193H26ZM52 195V194H51ZM53 195H55L54 194V192H53ZM69 195H71V193H69ZM10 196V195H9ZM74 196V195H73ZM56 197V196H55ZM70 197V196H69ZM18 198V197H17ZM44 199V198H43ZM94 199H96V198H94ZM25 200V199H24ZM50 200V199H49ZM57 200V199H56ZM30 201V200H29ZM61 201H62V199H61ZM76 201H78V200H76ZM115 201V200H114ZM124 201V200H123ZM19 202V201H18ZM49 202V201H48ZM57 202V201H56ZM63 202V201H62ZM72 202V201H71ZM114 203V202H113ZM58 204V203H57ZM12 205V204H11ZM26 205V204H25ZM33 205V204H32ZM38 205V204H37ZM62 206H63V204H62ZM70 206V205H69ZM98 206V205H97ZM2 207V206H1ZM27 207V206H26ZM67 207H68V205H67ZM78 207V206H77ZM82 207V206H81ZM100 208V207H99ZM31 209V208H30ZM54 209V208H53ZM114 209V208H113ZM68 210V209H67ZM41 211V210H40ZM57 211V210H56ZM102 211V210H101ZM2 212V210L0 209V213ZM27 214H28V212H27ZM90 214V213H89ZM1 215V214H0ZM8 215V214H7ZM11 215V214H10ZM75 215V214H74ZM16 216V215H15ZM66 216V215H65ZM67 216H69V215H67ZM93 216V215H92ZM131 216V215H130ZM2 218H5V217H2ZM25 218H26V216H25ZM67 218H69V217H67ZM133 218V217H132ZM19 219V218H18ZM64 219H66V218H64ZM77 219H78V217H77ZM1 220H3V219H0V221ZM58 220V219H57ZM4 221H5V219H4ZM59 221L60 220H58V221H56L55 222V224H53V223H51V224H49L48 226H50V225H53L52 226V228H54L56 225H57V223H59ZM15 222V221H14ZM1 223V225L2 226H0V230H6V229H1L3 226H5V222H3V221H1L0 222ZM4 223V224H3ZM10 223V222H9ZM9 223L6 225V227H8V225H9ZM21 223V222H20ZM25 224V223H24ZM19 225V224H18ZM22 225V224H21ZM40 226V225H39ZM47 226V227H48ZM92 226H93V224H92ZM100 226V225H99ZM138 226V225H137ZM51 227V226H50ZM49 227V228H50ZM95 227V226H94ZM92 228V227H91ZM90 228V229H91ZM129 228V227H128ZM21 229V228H20ZM28 229V228H27ZM46 230H48L47 228H46ZM62 230V229H61ZM87 230V229H86ZM19 231V230H18ZM24 231V230H23ZM87 231H89V230H87ZM20 232V231H19ZM26 232V231H25ZM90 232V231H89ZM119 232V231H118ZM2 233H4V231H2ZM1 233V234H2ZM34 233V232H33ZM48 233H52V232H48ZM74 234V233H73ZM89 234V233H88ZM98 234V233H97ZM100 234V233H99ZM102 234V233H101ZM3 235H5V233L3 234ZM80 235V234H79ZM84 235V234H83ZM128 235V234H127ZM48 237H49V235H47ZM92 236V235H91ZM94 236V235H93ZM18 237V236H17ZM47 237V238H48ZM78 237V236H77ZM88 237V239H89V236H87ZM73 238V237H72ZM100 238H101V236H100ZM85 239V238H84ZM91 239V238H90ZM96 239V238H95ZM2 240H4V239H2ZM45 240V239H44ZM28 241V240H27ZM47 241V240H46ZM92 242H93V240H91ZM90 241V242H91ZM104 241V240H103ZM99 243V242H98ZM98 243L96 244V246L98 245ZM32 244H34V243H32ZM91 244V248L93 247V245H92V243H90ZM89 244V245H90ZM112 244V243H111ZM46 245V244H45ZM123 245H124V243H123ZM7 246V245H6ZM36 246V245H35ZM59 246H60V244H59ZM64 247H66V246H64ZM34 248V247H33ZM41 248H43V247H41ZM94 248V247H93ZM107 248V247H106ZM98 249V248H97ZM34 250V249H33ZM40 250V249H39ZM66 250V249H65ZM4 250L2 249L1 250V252H3ZM20 251V250H19ZM56 251V250H55ZM90 252H91V250H89ZM18 252V251H17ZM21 252V251H20ZM22 252H24L23 250H22ZM40 252V251H39ZM49 252L50 251H48L47 253H48V255H49ZM53 251H51V253H52ZM58 252V251H57ZM59 252H60V250H59ZM4 253H6V252H4ZM54 253V252H53ZM89 253V252H88ZM34 255H31V258H33V259H31L30 260V262L32 261V262H34L35 263V259H34V257H32V256H35V258L38 256L39 258H41L42 257V255H43V251H42V254H41V257H40V253L39 254H37V256H36V254H35V252L33 253ZM59 254V253H58ZM62 254H64V253H62ZM68 254H69V252H68ZM66 255V254H65ZM69 255H71V254H69ZM29 258H30V254H29V256H28ZM27 257V258H28ZM44 257V256H43ZM63 257V256H62ZM65 257V256H64ZM70 257V256H69ZM74 257V256H73ZM117 257V256H116ZM26 258V257H25ZM24 258V259H25ZM14 259V258H13ZM62 259V258H61ZM38 260V259H37ZM59 260V259H58ZM67 260V257H66V259H64V262ZM78 260V259H77ZM15 261H17V260H15ZM20 261V260H19ZM18 261V262H19ZM42 261H43V259H42ZM42 261H36V263L38 262V263H40L41 264V262ZM54 261H56V260H54ZM73 261H74V258H73ZM79 261H81V259L79 260ZM102 261V260H101ZM30 262L28 261V264H30ZM31 262V264H34V263H32ZM52 262V261H51ZM67 262H68V260H67ZM14 263V262H13ZM20 263V262H19ZM23 263V262H22ZM45 262H43L42 264H44ZM75 263V262H74ZM118 263H120V262H118ZM59 264H61V261H60V263ZM65 264V263H64ZM69 264H70V261H69ZM121 264H122V262H121Z\"/></svg>",
    "mask_w": 264,
    "mask_h": 264
}]
</instances>
